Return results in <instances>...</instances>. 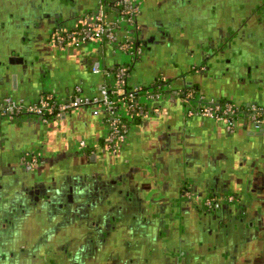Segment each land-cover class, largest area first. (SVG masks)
Here are the masks:
<instances>
[{"label":"flooded vegetation","instance_id":"af4514ba","mask_svg":"<svg viewBox=\"0 0 264 264\" xmlns=\"http://www.w3.org/2000/svg\"><path fill=\"white\" fill-rule=\"evenodd\" d=\"M11 1L0 16V74L16 78L39 74L47 63V51L35 32L49 29L45 44L56 52L80 48L60 46L58 35L78 28L99 2L113 0H96L79 14L80 0ZM144 1L134 26L133 61L157 47L155 51L168 52L163 55L179 64L187 66L192 60L188 73L238 75L252 82L264 74V0H161L146 25H141ZM48 19L52 20L49 28ZM71 19L73 24L68 23ZM112 53L120 58L126 55ZM184 77L181 90L203 93ZM149 113L145 116L154 120L161 115V111ZM94 116L104 121L98 142L78 133L76 126L74 135H68L70 128L65 129L59 119L43 122L23 115L0 127V264H139V254L165 247L167 251L187 237L188 207L199 220L224 218L228 224L242 225L248 212L245 216L240 212L236 194L202 195L187 186L185 176L196 169L188 168L185 157L173 167L182 177V186L173 195L164 192L159 180L163 162L157 167L149 160L143 170L124 158L130 124L126 139L114 143L104 118ZM26 119L38 121L39 127L27 131L22 127ZM62 130L67 135L57 133ZM196 161V168L203 167L201 158ZM203 169L202 173L208 172ZM144 172L148 179L144 175L142 183ZM215 250L220 254L221 248Z\"/></svg>","mask_w":264,"mask_h":264},{"label":"crops","instance_id":"0c3cea01","mask_svg":"<svg viewBox=\"0 0 264 264\" xmlns=\"http://www.w3.org/2000/svg\"><path fill=\"white\" fill-rule=\"evenodd\" d=\"M80 2L77 14L83 8L96 4V0ZM11 3V0H0V16L4 14L1 10L5 5ZM159 3L161 0L144 1V11L138 19L141 25H146L149 13ZM71 16L73 18L76 15ZM221 17L223 20V15ZM72 20L74 19L68 23L73 24ZM45 22L48 28L51 27L52 20L48 19ZM48 31L49 29L43 27L40 32H35L36 35L40 34L41 44L48 54L43 70L39 74L25 73L16 78L0 74V97L12 95L33 100L42 90H47L64 98L69 96L77 84L83 86L86 94L95 95L98 85L106 81V78L102 73H94L93 67L98 65L113 69L126 63L130 66V75L125 81L127 88L137 85L147 87L156 78L165 77L174 80V87L181 90L183 81L180 78L186 75L184 78L193 82L206 96L228 99L240 106H247L250 103L264 106V74L259 75L256 82H252L243 80L238 75L220 76L212 73L201 75L198 71L188 73L187 68L192 64V60H189L187 66L185 63L179 64L172 61L171 57L163 55V52L165 54L168 52L160 49V53L155 51L157 47L151 52H145L137 61H133L127 55L120 58L113 54L111 45L107 43L95 46L101 49L97 52H94L95 47H91L92 45L66 48L64 51L56 52L49 44H45ZM158 105L161 108V115L155 116L158 119L141 115L130 121L132 132L127 149L124 150V158L133 164L142 165L143 170L146 169V162L149 160L157 167L163 162L165 167L162 169L161 165V172L164 173L160 175L159 180L163 182V191L173 195L183 184L181 175L173 171V167L178 158L185 157L186 162H190L188 168L196 169L193 175L185 176L187 186L193 187V190L202 195L221 191L227 194L234 193L239 200L240 212L244 216L247 212L250 214H246L249 217L245 216L242 225L235 223L232 228L233 225L226 223L224 218L219 222L215 218L199 220L195 217L193 209L188 207L190 218L186 222L187 227L183 226L187 237L178 239V243L171 248L167 247V251L165 247L164 250L155 252L148 250L139 254L136 257L137 263L264 264V132L261 134L259 131L256 132L246 119L238 121L235 127L230 129L225 124L209 118L190 117L183 110L180 99L165 101ZM147 114L151 115L149 112ZM65 116L57 119L65 123V129L70 128L67 130L70 132L68 135H74L72 127L76 126L78 133L84 134L92 142L102 140L104 121L95 117L90 109H81ZM1 121L0 127L8 123L7 120ZM39 124L34 119H26L22 127L30 131L28 128L36 129ZM106 125L108 126L107 123ZM31 133L28 135H33ZM57 133L67 135L63 130ZM200 158L203 167L199 169L196 168L195 161ZM204 167L208 171L205 174L202 173ZM146 174H142V177ZM140 179L142 182L146 178ZM220 210L221 208L218 210L219 215H223ZM202 233L220 234L209 238ZM180 246L183 249L177 251ZM205 246L207 248H204ZM216 248H221L220 254L215 252Z\"/></svg>","mask_w":264,"mask_h":264},{"label":"built area","instance_id":"2783aa9c","mask_svg":"<svg viewBox=\"0 0 264 264\" xmlns=\"http://www.w3.org/2000/svg\"><path fill=\"white\" fill-rule=\"evenodd\" d=\"M141 1L99 2L96 11L85 16L78 28L58 35L59 45L80 47L107 43L111 45L114 53L126 54L131 59L134 26ZM93 72L102 73L106 78V81L98 85L95 95L86 94L83 86L77 84L69 96L64 98L47 90H42L33 100L12 95L2 96L0 119L13 121L25 115L46 122L75 110L91 109L92 114L104 118L109 128V140L117 143L126 139L133 118L151 111L159 113V101L180 99L190 117L209 118L230 129L238 121L246 119L256 130L264 128V106L257 103L240 106L226 99L206 96L192 88L176 91L172 82L163 77L156 78L147 87L137 85L127 88L125 81L130 75V66L126 63L113 69L96 65Z\"/></svg>","mask_w":264,"mask_h":264},{"label":"water","instance_id":"95a60500","mask_svg":"<svg viewBox=\"0 0 264 264\" xmlns=\"http://www.w3.org/2000/svg\"><path fill=\"white\" fill-rule=\"evenodd\" d=\"M90 111H91V109H90ZM63 117H66L65 115H63L62 116V118ZM8 121V120H7ZM7 121H5V122H7ZM11 121H8V123H10ZM254 128V127H253ZM254 130L257 132V131H259V134H261L262 132H264V128H262L261 130H256L255 128H254Z\"/></svg>","mask_w":264,"mask_h":264},{"label":"rangeland","instance_id":"374dc122","mask_svg":"<svg viewBox=\"0 0 264 264\" xmlns=\"http://www.w3.org/2000/svg\"><path fill=\"white\" fill-rule=\"evenodd\" d=\"M90 45H94V44H90Z\"/></svg>","mask_w":264,"mask_h":264}]
</instances>
